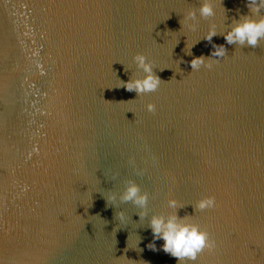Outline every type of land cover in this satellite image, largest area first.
I'll return each instance as SVG.
<instances>
[{"label": "water", "instance_id": "1", "mask_svg": "<svg viewBox=\"0 0 264 264\" xmlns=\"http://www.w3.org/2000/svg\"><path fill=\"white\" fill-rule=\"evenodd\" d=\"M200 2L0 0V264H177L147 247L169 198L216 241L186 264H264V40L223 38L247 0L182 28ZM213 44L226 56L192 71ZM137 53L162 80L139 96L118 87L144 75ZM129 181L149 193L144 220L119 200ZM208 195L218 206L196 212Z\"/></svg>", "mask_w": 264, "mask_h": 264}, {"label": "clouds", "instance_id": "2", "mask_svg": "<svg viewBox=\"0 0 264 264\" xmlns=\"http://www.w3.org/2000/svg\"><path fill=\"white\" fill-rule=\"evenodd\" d=\"M218 6H222V0H201L198 8H192L184 14L180 20L182 28L187 27L190 31L195 32L199 26L198 16L204 19L215 17ZM247 7L250 10V14L242 15L239 19H234L229 30L222 33L227 45L234 44L239 47H255L259 41L264 40V14H261L262 10H264V0H247ZM217 35L218 25L211 23L202 39L211 42L213 37ZM198 42L199 40L191 45L187 44V48L191 49ZM226 53L227 48L225 44H213L209 56H193L189 62L192 71L199 70L202 66L211 68L212 63L219 62L220 58L226 56ZM188 54L191 55V52ZM133 61L136 68L142 70L144 75L142 77L130 76L126 81L120 80L118 87H123L128 92H135L136 96L156 91L160 87L162 80L154 71V63L143 53H137L133 57ZM181 63H184L182 58L177 60V69L174 71L172 79H176V73H179L181 76L183 75V70L179 67ZM165 69L172 68L166 67L160 69V71ZM124 70L127 71L125 66ZM147 111L154 113L156 105L154 103L147 104ZM130 162L134 163V159H131ZM142 173L143 170H140L138 174ZM116 200L117 195L115 193L106 197V203L109 204L114 203ZM119 200L121 202H131L137 206L140 209L138 215L141 220H144L148 216L149 193L142 191L140 185L135 181L127 183L124 191L119 195ZM184 206L185 204L179 200L169 198L167 200V207L172 211L167 214H153L149 220L153 240L148 243L147 247L153 251L162 249L165 253L176 258L177 264L195 261L198 254L205 249L211 252L216 247V241L211 238L207 230L202 229L200 224L195 222L194 216L181 217L178 215L176 210ZM217 206L216 197L208 195L198 200L194 208L196 212H203L207 209H214ZM116 215L121 223H127L128 217L124 210H120ZM157 240H163L164 242L160 246V249L157 248ZM139 250L142 251V249ZM121 257L131 261L132 264H136L135 261L129 260L125 256Z\"/></svg>", "mask_w": 264, "mask_h": 264}]
</instances>
